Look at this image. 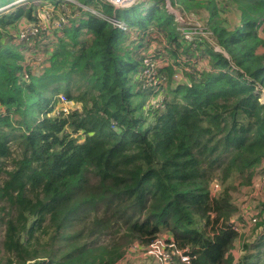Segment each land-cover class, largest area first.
Wrapping results in <instances>:
<instances>
[{
	"label": "trees",
	"instance_id": "1",
	"mask_svg": "<svg viewBox=\"0 0 264 264\" xmlns=\"http://www.w3.org/2000/svg\"><path fill=\"white\" fill-rule=\"evenodd\" d=\"M47 1L67 21L42 74L3 38L39 5L0 10V264H134L162 232L189 264H264V203L254 241L233 221V191L264 176V0H229L232 25L218 0ZM202 7L210 39L188 40L180 25ZM152 29L170 55L157 89L139 50Z\"/></svg>",
	"mask_w": 264,
	"mask_h": 264
},
{
	"label": "rangeland",
	"instance_id": "2",
	"mask_svg": "<svg viewBox=\"0 0 264 264\" xmlns=\"http://www.w3.org/2000/svg\"><path fill=\"white\" fill-rule=\"evenodd\" d=\"M68 1L78 2L77 0H68ZM155 1L156 0H150L149 5H152ZM218 1L221 5L222 3H226L222 5L225 7H222L221 11H223V14H224L223 16L227 18L226 20L227 23L232 25L234 23L233 21L239 18L238 17L239 13L237 11L236 5L234 4V2L229 1V0H226V2H224V0H218ZM7 2L8 4L2 5ZM16 2L25 3L27 2V0H11V1L10 0H0V10L5 8L8 5H11V3L13 4ZM31 2L39 5L37 6L38 9L34 12V15L36 17L33 19L26 17V16L21 17L13 25L9 27L10 28L9 32L6 33L7 35H4L3 38L5 37L6 40L12 38V40L15 42H21L20 47L22 48H20V50H22V53L26 57L24 64H31L32 69L35 73L42 74L45 71V67H47L50 64V60H49L50 55L53 49H55L56 47L55 45L57 44V40L59 39V36L62 35L63 27L60 26L61 23L59 22V16L61 14L63 15L64 10L62 11L63 6L61 4H57L52 1L31 0ZM168 6H169V9L173 11L176 14V17L178 18L179 15H177L178 13H177L176 7L174 8L170 4H168ZM203 9L204 7L201 8L202 11L205 10ZM48 11L51 12L50 18L47 15V13H49ZM194 13H196L195 10H194ZM66 15H68L67 18H70L69 16L71 15V12L66 13ZM203 21L204 19L202 17H198L197 19L189 18L187 23L185 21L182 22L180 27L183 26L184 30H186L187 32L185 33V31H182L183 35L186 36L188 40H194L196 37H200V36H206L210 39L206 31V25L208 26V24L206 22L204 24ZM27 24H33V25L39 24L40 31L38 32L39 33L38 35H34L27 40H22L19 38V32ZM36 25L34 26L36 27ZM41 26L43 27L42 30H41ZM195 27H199V28H195ZM150 34H151V37H147V36L140 37V40L142 41L141 43L142 45L140 46L139 50L141 51L142 54L149 53V55H152L153 62H155V66H161V65L168 64L170 62V58H169L170 55L166 49V45L168 43L167 38L165 37L163 32L158 29H152ZM129 37L130 38H128V41H131L132 37H135V34L133 36L129 35ZM148 38L150 39L147 40ZM22 41H25V42H22ZM216 48H220V47L216 45ZM197 57L198 56H195L194 60L197 63L195 65H197L198 67L203 66L204 64L208 62V59H206L203 55H201L198 58ZM183 65L184 64H181L180 67L184 68ZM182 68L178 69L179 70L178 80L186 81L187 78L184 76V74L181 73ZM145 72L147 74L146 82L149 84H154L153 86L154 89L161 87V85L165 87L164 84H166V82L159 81V78L155 76L154 72H150V68L148 66L145 68ZM157 82H161V83L157 84ZM163 90L164 88L161 91ZM60 98H62V96H60ZM260 98L262 101H264V89H263V92ZM58 104L61 106V105H64V102L61 101ZM243 187L233 191V198L236 204L239 206L238 211L233 216V221H236V223L238 224V226H240V228L246 225L245 226L246 228L245 229L242 228L241 231H243V233L246 235L245 238H249L248 239L249 241H254L256 236L258 235L253 231L255 221H252V218L254 216H257L256 215L257 213L259 214L260 212L259 210L262 204L264 203V176L260 177L258 181H256L253 184V186L251 187L252 190L246 188V191H245V188L242 189ZM249 192H252V193H249ZM240 205H242L241 207L243 208V211L245 210V213L249 212L250 214L249 217H245L248 220L246 221L245 224L241 220L243 216L241 215ZM237 214H238L237 219L239 220L234 219ZM0 240H1V236H0ZM239 243L240 242L237 241V246L233 250L237 256L240 253ZM125 258L123 260H119L116 264H123V262L127 261L125 260ZM127 259H130L129 261H132L134 264H150L151 263V261L147 262V256L142 250L129 251L127 253Z\"/></svg>",
	"mask_w": 264,
	"mask_h": 264
},
{
	"label": "built area",
	"instance_id": "3",
	"mask_svg": "<svg viewBox=\"0 0 264 264\" xmlns=\"http://www.w3.org/2000/svg\"><path fill=\"white\" fill-rule=\"evenodd\" d=\"M111 3H113L116 7H127L132 5L133 3H136L139 0H108ZM170 4V3H169ZM171 5V4H170ZM94 10V9H92ZM95 11V10H94ZM47 13L48 17H51V12L48 11ZM179 15L177 19L182 20L183 19V14L180 12H177ZM198 14L195 13H190L186 14L187 20L189 18H198ZM40 17V16H39ZM200 17V16H199ZM59 22H66V19L61 16L59 19ZM115 22L121 26L124 27L125 23L121 22L120 20L116 19ZM187 23V21H185ZM204 22V21H203ZM205 24V23H204ZM36 25V24H34ZM33 24H27L24 26L20 32H19V38L22 40H27L31 36L36 35L40 31V26L39 24L36 25V27ZM61 26V24H60ZM199 28V27H195ZM183 29V30H182ZM181 30H184V27L181 26ZM186 37V36H185ZM220 49V48H217ZM146 63L148 64V67L150 68V72H155L154 67H155V62H153L152 58H146ZM62 101L64 102V110L68 111V106L65 105V101L67 100L65 95L62 94ZM215 188L218 187V184H214ZM258 214V213H257ZM256 214V215H257ZM257 216H254L252 218V221H256ZM255 223V222H254ZM235 227L239 228L237 223H235ZM144 251L145 255L147 256V262L151 261L150 264H189L191 261V254L188 252V247H180L174 237L170 235L168 232H162L159 233L154 240L149 243L148 245H145L141 247L139 244L135 245L133 247V251H139V250Z\"/></svg>",
	"mask_w": 264,
	"mask_h": 264
},
{
	"label": "crops",
	"instance_id": "4",
	"mask_svg": "<svg viewBox=\"0 0 264 264\" xmlns=\"http://www.w3.org/2000/svg\"><path fill=\"white\" fill-rule=\"evenodd\" d=\"M177 12H180V10H177ZM202 14H203V16L202 15H199L200 17H202V18H204L205 17V12H203L202 11ZM264 166V164L262 165V167ZM260 177H262V174H258L257 176H256V179H255V181H254V183L256 182V181H258V179L260 178ZM253 185H248V186H244L242 189H244L245 188V191H246V188H248V189H250V190H252L251 189V187H252ZM249 190V191H250ZM248 191V190H247ZM249 193H252V192H249ZM242 205H240V209H241V215L242 216H244V217H249V212L248 213H245V210L243 211V208L241 207ZM247 215V216H246ZM237 217H238V214L236 215V217L234 218V219H236V220H239V219H237ZM245 219V221H248L246 218H244ZM244 222V221H243ZM141 250V249H140Z\"/></svg>",
	"mask_w": 264,
	"mask_h": 264
}]
</instances>
